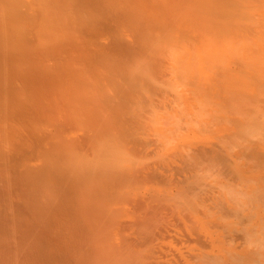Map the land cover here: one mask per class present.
<instances>
[{"label": "bare ground", "instance_id": "1", "mask_svg": "<svg viewBox=\"0 0 264 264\" xmlns=\"http://www.w3.org/2000/svg\"><path fill=\"white\" fill-rule=\"evenodd\" d=\"M0 264H264V0H0Z\"/></svg>", "mask_w": 264, "mask_h": 264}]
</instances>
